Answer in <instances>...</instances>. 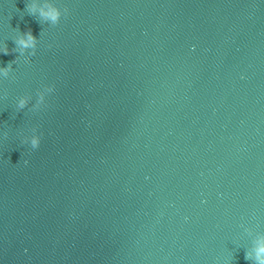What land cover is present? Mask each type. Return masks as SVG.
I'll return each mask as SVG.
<instances>
[{
  "label": "water",
  "instance_id": "1",
  "mask_svg": "<svg viewBox=\"0 0 264 264\" xmlns=\"http://www.w3.org/2000/svg\"><path fill=\"white\" fill-rule=\"evenodd\" d=\"M28 2L0 0V67L39 39L0 76V264H253L264 0Z\"/></svg>",
  "mask_w": 264,
  "mask_h": 264
},
{
  "label": "clouds",
  "instance_id": "2",
  "mask_svg": "<svg viewBox=\"0 0 264 264\" xmlns=\"http://www.w3.org/2000/svg\"><path fill=\"white\" fill-rule=\"evenodd\" d=\"M25 11L27 14L32 15L38 18L39 23H48L52 26H56L60 23L61 17L66 16L68 13V9L64 8L61 10L55 3H43L42 0H29L26 3ZM17 33L14 37L13 41L15 43V47L11 49V52L18 53L19 55L15 60L9 61L6 66L0 67V76L7 78L10 73L13 72V64L16 63V60L19 57H24L25 54L27 56H34L36 54L37 45L39 39L32 34L31 29L26 32H21L17 27L14 29ZM9 49L6 44H4L2 53L7 55L9 54ZM55 89L54 85H48L47 91L52 93ZM40 99H43L41 95ZM29 104V97L22 96L17 101V109L23 110ZM37 130L35 128L32 129L31 136H25L22 140L23 144H30L32 149H37L41 143V136L36 134ZM7 135V133H5ZM25 164L28 163L27 160L24 161ZM245 259L252 260L253 264H264V236L258 238L255 243V247L247 251L245 254Z\"/></svg>",
  "mask_w": 264,
  "mask_h": 264
}]
</instances>
